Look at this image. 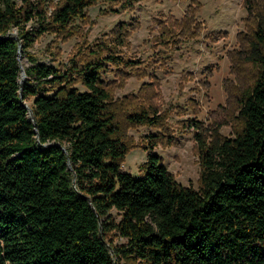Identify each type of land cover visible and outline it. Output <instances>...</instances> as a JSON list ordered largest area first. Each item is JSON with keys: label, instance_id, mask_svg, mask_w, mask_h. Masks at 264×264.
I'll use <instances>...</instances> for the list:
<instances>
[{"label": "trees", "instance_id": "16d2710c", "mask_svg": "<svg viewBox=\"0 0 264 264\" xmlns=\"http://www.w3.org/2000/svg\"><path fill=\"white\" fill-rule=\"evenodd\" d=\"M99 1L59 0L49 13L46 0H0V35L16 28L21 62L30 61L21 84L19 40L0 37V264H264V12L248 20L232 57L252 74L236 92L233 136L211 140L198 119L184 121L200 157L195 187L152 151L139 176L123 168L132 148L164 139L158 132L133 141L129 128L166 124L150 101L152 84L118 100L106 81L122 66L148 74L120 50L137 22L118 23L112 38L79 50L66 68L32 53L45 33H78V19ZM110 1L120 6L104 12L141 0ZM165 23L155 35L159 60L201 31L195 11Z\"/></svg>", "mask_w": 264, "mask_h": 264}, {"label": "rangeland", "instance_id": "374dc122", "mask_svg": "<svg viewBox=\"0 0 264 264\" xmlns=\"http://www.w3.org/2000/svg\"><path fill=\"white\" fill-rule=\"evenodd\" d=\"M58 2L46 0L49 13ZM111 4L120 6L110 0H100L90 6V18L78 19L81 29L73 36L43 34L36 40L32 53L40 61L66 68L79 50L98 40L112 38L115 35L112 29L118 23L137 22L138 27L127 36L120 50L127 58L141 60L139 68L145 67L148 74L140 77L135 70L122 66V71L119 68L116 72L109 71L106 81L111 82L113 96L118 100L130 95L140 94L141 97L142 85L152 84L154 92L148 94L150 101L164 114L166 124L163 128L147 125L129 128L133 141L145 142V136L158 132L164 139L151 150L142 146L132 148L123 168L139 176L141 164L152 151L162 156L165 165L182 184L198 187L201 163L196 152L195 130L186 127L184 121L198 119L211 140L233 136L239 113L236 92L242 80L249 81L252 74L247 65L243 66L244 72L240 70L232 57L241 50L239 34L246 31L248 20L264 12V0H141L134 8L104 12ZM193 11L201 27L200 33L193 37L181 36L173 51L164 48L166 56L157 59L155 53L162 46L156 42L155 35L160 25L172 19L179 22ZM33 24L36 22L31 20L28 25ZM22 62L30 64L28 58H23ZM113 212L117 214L116 210ZM123 240L119 238L118 242Z\"/></svg>", "mask_w": 264, "mask_h": 264}, {"label": "water", "instance_id": "95a60500", "mask_svg": "<svg viewBox=\"0 0 264 264\" xmlns=\"http://www.w3.org/2000/svg\"><path fill=\"white\" fill-rule=\"evenodd\" d=\"M10 35L13 36V37H15V38H17V39L19 40V43H20V48H19V54H20V55H19V60H20V63H21V64H20V65H21V68H22V79H21V84H23V81H24V79H25V77H26V70H25V66H24V64L21 62V56H22V52H23L22 42H21V40H20V36H19L18 32H10ZM10 35H9V34H7L6 36H1V35H0V37L4 38V37H9ZM22 99H23V98H22ZM23 102H24V101H23ZM24 104H25V106L29 107L30 115H31V117H32V120H33L34 124L36 125V130H37V132H38V123H37L36 117L34 116V113H33V109H32V107H30V105H29L28 103H26V102H24ZM53 144H55V145H60V146H62V147L64 148L65 151H67V148H66L63 144H61V143H59V142L52 141V142L48 143L47 145H53ZM69 166H70V167L72 166L71 163H70V161H69ZM101 236H102V235H101ZM116 264H119V263L116 262Z\"/></svg>", "mask_w": 264, "mask_h": 264}, {"label": "bare ground", "instance_id": "6f19581e", "mask_svg": "<svg viewBox=\"0 0 264 264\" xmlns=\"http://www.w3.org/2000/svg\"><path fill=\"white\" fill-rule=\"evenodd\" d=\"M21 58H22V56H21Z\"/></svg>", "mask_w": 264, "mask_h": 264}]
</instances>
